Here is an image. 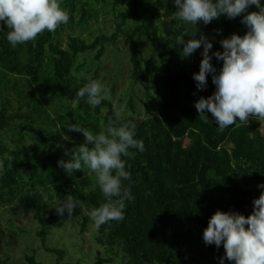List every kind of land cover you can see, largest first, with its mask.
<instances>
[{"label": "trees", "instance_id": "obj_1", "mask_svg": "<svg viewBox=\"0 0 264 264\" xmlns=\"http://www.w3.org/2000/svg\"><path fill=\"white\" fill-rule=\"evenodd\" d=\"M60 4L69 12L68 23L33 41L11 45L6 39L9 28L0 22V205L19 201L32 211L43 248L55 255L52 264H64L66 252L46 244L47 225L60 227L74 215L80 232L94 224L90 210L106 202L94 174L81 169L69 175L57 161L70 159L65 148L85 142L69 123L79 122L95 133L106 130L110 118L115 121L111 99L93 108L76 92L90 79L100 78L97 68L84 74L87 64L80 56L93 51L100 60L107 45L116 44L122 35L128 42L132 82L143 86L151 107L144 105L142 118L121 114L116 122L135 123L145 151L131 149L136 154L124 157L132 173L124 184L134 199L125 202L123 221L97 227L95 240L103 250H96L93 264H220L223 244H206L203 231L217 209L245 215L253 211L254 198L264 191L257 187L264 182V123L251 115L247 123L237 117L236 124L221 131L207 110L208 121L200 118L195 101L211 95L215 85L209 73L207 87L197 89L193 73L199 71L203 45L184 57L176 38L186 42L204 34L213 40L211 52L223 50L221 38L248 30L241 22L244 13L214 18L207 25L198 21L193 30L178 18L173 0ZM253 10H258L255 5L248 9ZM101 13L115 19L110 33H68L65 44L60 40L66 29L88 28ZM141 38L156 52L157 62L144 57ZM212 63L219 71L223 61L213 56ZM68 195L81 206L71 215L66 210L58 215L54 200L62 203ZM2 242L16 243L0 229V249ZM25 264L41 262L33 251L25 254ZM224 264L234 262L225 259Z\"/></svg>", "mask_w": 264, "mask_h": 264}, {"label": "clouds", "instance_id": "obj_2", "mask_svg": "<svg viewBox=\"0 0 264 264\" xmlns=\"http://www.w3.org/2000/svg\"><path fill=\"white\" fill-rule=\"evenodd\" d=\"M178 6L176 15L190 24L195 30L198 21L209 24L214 18L226 16L235 18L242 13L241 22L247 31L241 35L232 33L219 40L223 50L213 48V40L201 34L199 38H191L186 42L182 36L176 38L182 45V56L188 57L203 45L202 60L199 71L193 73L197 89H204L211 73L215 85L214 92L201 96L195 101L199 117L208 121L210 112L223 131L234 123L248 122L251 115L264 123V2L262 0H173ZM255 5L258 10L248 11ZM69 12L61 7L60 0H0V22L6 24L7 41L15 46L33 41L45 31L54 32L60 25L67 24ZM222 31V30H218ZM215 56L222 60V67L217 71L212 63ZM76 96L86 99L95 108L107 98L106 86L97 79H90L76 92ZM115 121L110 118L106 130L93 132L79 122L69 123L71 130L81 132L85 142L72 149L65 148L70 159H59L61 166L69 175L76 170H84L94 174L97 185L106 198V202L90 210L89 215L96 227L110 221H123L126 201L134 199L130 186L132 173L126 168L124 157H133L145 151L143 139L137 138L136 124L132 122L116 123L121 120V113L116 110ZM67 138V137H66ZM91 143V147L89 144ZM3 164L0 163V168ZM130 167V165L128 166ZM264 189V182L257 185ZM86 194V189H82ZM115 198V199H114ZM81 206L79 199L68 195L63 202L56 205V211L69 215L74 207ZM206 244H223L225 259L234 264H264V191L253 200V211L245 215L235 210L217 209L209 218L203 231Z\"/></svg>", "mask_w": 264, "mask_h": 264}, {"label": "rangeland", "instance_id": "obj_3", "mask_svg": "<svg viewBox=\"0 0 264 264\" xmlns=\"http://www.w3.org/2000/svg\"><path fill=\"white\" fill-rule=\"evenodd\" d=\"M114 20L111 13H101L99 20L92 22L88 28H79L75 25L73 29H66L60 40L65 44L68 33L81 34L85 37H91L99 29L110 33L114 30ZM139 44L147 61L157 62L156 52L144 38L139 40ZM79 59L87 64L88 71L84 74L98 69L99 81L106 86L107 98L113 101L116 110L123 115L139 118L146 116L144 105L147 104L149 107L151 105L143 86L132 82L128 42L124 36L120 35L116 44L107 45L106 52L100 60L95 59L93 51L86 52ZM60 203L61 200L55 198L53 205ZM78 218L74 215L60 227L47 225L46 244L66 252L64 264H93L96 250H103L95 240L97 227L90 224L86 230L80 232ZM0 229L16 241L11 246H7L5 242L1 243L0 264H25V254L33 251L41 264H52L55 261V255L45 251L40 242L39 225L32 211L21 202L0 205Z\"/></svg>", "mask_w": 264, "mask_h": 264}]
</instances>
